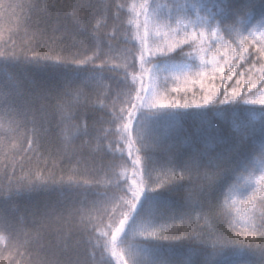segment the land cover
<instances>
[{
	"label": "trees",
	"instance_id": "1",
	"mask_svg": "<svg viewBox=\"0 0 264 264\" xmlns=\"http://www.w3.org/2000/svg\"><path fill=\"white\" fill-rule=\"evenodd\" d=\"M146 2L148 0H0L5 5L47 6V13L29 12L23 7L15 9V16L0 18V77H20L50 89L47 100L42 103L48 109L52 127L47 135L40 133L30 147L32 124H25L9 110L0 109V264H38L46 258L49 254L41 251L34 242L38 232L50 237L61 229L65 232L71 229L77 233V238L82 237L87 242L88 233L78 231L82 227V217L83 225H87L92 234L91 244H85L87 264H117L111 244L105 250V242L111 241V234L125 213L135 214L130 192L132 161L127 153V137L122 133L123 124L129 122L127 86L139 89L142 73L140 56L143 49L135 22L138 21L136 13L142 20ZM177 2L183 5L194 0ZM254 2L255 12L249 15L258 18L264 12V0ZM165 3L168 4L169 0ZM234 3H240V0H234ZM75 18L82 22L77 23ZM176 18L183 24L194 21L196 14ZM18 21L26 23L18 26ZM171 26L177 28L174 21ZM54 27L57 30L54 31ZM202 30L189 25L184 33L188 35ZM209 36L211 33L205 31L202 42L197 39L188 45H180L183 48L180 55L179 49H175L170 53L171 57H160L150 64L200 67L201 58L219 60L221 57L215 56L217 49L209 47ZM213 39L221 40V50L232 44L223 31ZM4 53L14 60L5 63ZM228 57H233L231 51ZM239 64L233 66L232 80H228L229 66H225L213 86L216 95L223 99L225 90L231 92L237 87V80H241L239 95L235 98L240 100V105L227 114L209 112L203 117V123L229 139L232 131L244 125L255 126L251 150L246 148L238 163L228 166V172L219 177L213 175L212 195L201 200L202 208L189 206L185 196L189 189L199 190L208 183L203 175L205 169L201 168L200 174L193 171L190 176L185 174L180 178L181 170L177 167L175 181L163 196L177 211L158 221L142 218L155 226L153 238H158L160 247L174 248L178 255L191 259L194 264L205 259L213 264H238L240 261L259 264V249L264 246V238L259 234L240 227L245 221L250 225L259 223L257 202L264 195V180L256 185L251 183L264 168V138L259 133L264 116L258 111L264 106L245 103L264 94V81L260 80L258 70L249 71L250 64L244 61ZM73 76L79 79L68 89L69 96L58 101L56 96ZM250 78L256 81L255 87H250ZM81 81H85L88 87L84 88ZM208 90H199L197 103L202 104V96ZM135 95L133 91V98ZM190 96L180 98L179 104L156 110L175 111L177 105L187 102L190 108L181 107L180 111L194 112ZM36 106L40 107V103ZM122 109L123 118L118 119ZM162 119L166 120L168 116ZM201 123V118L195 115L175 117V126L182 129L178 138L185 141L186 149L191 150L189 146L198 142ZM85 126L89 129V136L80 134ZM139 148L133 134L131 150H136L141 157L143 174V152L138 151ZM223 148L224 145L217 144L214 150L221 152ZM186 154L182 152L181 155ZM30 181L46 187L10 200L6 198L9 190L15 191ZM117 183L121 184L123 191L116 189ZM210 206L213 207L211 213ZM221 208L228 215H224ZM5 218L14 225L11 233L3 228ZM194 235L206 240L215 239V249L211 244L201 245L189 239ZM176 236L182 239L174 240ZM115 251L121 255L116 248Z\"/></svg>",
	"mask_w": 264,
	"mask_h": 264
},
{
	"label": "snow or ice",
	"instance_id": "2",
	"mask_svg": "<svg viewBox=\"0 0 264 264\" xmlns=\"http://www.w3.org/2000/svg\"><path fill=\"white\" fill-rule=\"evenodd\" d=\"M23 7H27L29 12L39 11L47 13L48 11L47 6L40 8L38 4L25 6L0 3V18L15 16V9ZM145 7H150V5ZM157 8L158 11H156L152 19L160 26L170 27L174 21L180 31L187 32L189 25L193 28L203 29L199 32L190 33L176 41L168 47L167 52L163 48H159L160 55L158 57H171L172 54L170 53H173L174 49H179L180 55L183 52V48H180V45H188L189 41L195 42L197 39L202 42L205 38V31H207L211 33V36L208 37L211 41L209 47H215L217 49L215 56H219L221 59L216 60L214 58L212 61H208L201 58L198 71L200 77L215 80L218 74L224 72L225 66H229L230 74L228 80H232L233 74H235V67L233 66H240L239 62L244 61L246 64H250L249 71L258 70L261 73L260 80L264 81V12L260 13L258 18L250 17L249 14L255 12L254 0H240V3H234V0H194L193 3L183 5L178 3L177 0H169L168 4L159 5ZM165 9H167L166 14ZM202 12L205 14L204 16L200 15ZM192 13L196 14V19L188 23L182 24V21L176 18ZM75 20L77 23L82 22L79 18H75ZM19 23H26V21H18V26ZM56 23L59 22L57 21ZM147 23L148 20L146 18L145 27H147ZM53 30L57 29L54 27ZM220 31H223L228 39L232 40V44L223 46L222 50L220 47L221 40L213 39V37L218 36ZM174 32L179 35L178 31L174 30ZM257 32L260 33L258 36L256 35ZM157 35H160L159 31ZM233 44L236 47H233ZM229 51L233 53L231 59L228 57ZM158 57H156V60ZM3 59L5 63H9L14 60V57L4 53ZM140 59L144 60L143 52ZM209 64H211V67H209ZM257 65L259 66L258 68ZM156 70L161 72L185 71L168 70L157 64ZM241 75L243 74L241 73ZM78 79L75 76L68 79L56 99L59 101L64 97H68V89ZM241 82V80H237V87L233 88L231 92L226 89L223 99L216 95V88L213 86L202 96V104L197 103L195 99L193 100L194 112L180 111L181 107L185 110L190 108L187 102L182 106L177 105L175 111H153L159 101L153 99L156 93L152 87L146 86L143 82L139 89L127 86L128 99L126 103L130 105L128 109L129 122L123 124L122 135H126L131 146L132 137L135 134L136 143L140 144L138 151L143 152V175L145 179L143 187L132 192L135 202L131 204V208L135 214L125 213L124 219L119 221V227L111 234V241L105 242V250L111 244L112 255L117 257V264H194L191 259H185L178 255L174 248L164 249L160 247L158 238H153L151 234L145 235L142 241L136 243L129 240L128 237L131 232L133 238H135L134 226L137 220L149 217L153 221H158L166 215L174 214L177 211L173 204L163 199L164 193L169 190V186L175 181L177 167L181 170L180 178H183L185 174L190 176L193 171L200 174V169H205L203 175L208 180V183L202 185L199 190L195 188L189 189L185 196L189 206L202 208L201 200L212 195L215 184L212 178L213 175L219 177L223 173L228 172V166L238 163V158L246 148L249 151L251 150L250 142L256 133L255 126L244 125L232 131L229 139L223 133H217L215 129L203 123V117L207 116L209 112L227 114L238 108L236 106L240 105V100L235 98L239 95ZM248 83L250 87L256 86V81L251 78ZM81 84L84 88L88 87L85 81H81ZM133 91L136 93L134 98L132 96ZM50 92V89H45L39 83H29L20 77H0V109L9 110L25 124H32L31 131L33 136L29 137L30 147L36 142V138H38L40 133L47 135L52 130L50 114L46 105L42 103L47 100ZM249 95L253 94L249 92ZM136 101H139V103ZM213 101H215V104ZM37 103H40V107L36 106ZM172 103L175 104L176 102L173 101ZM245 103L264 106V94L259 99H249ZM123 111L122 109L121 116L117 117L118 119L123 118ZM258 111L264 116V107H261ZM186 115H195L202 120L201 127L198 129L200 133L198 142L189 146L191 150L186 149L185 141L178 138L182 129L175 126V117L183 118ZM165 116H168V119H162ZM132 121H135V123L133 124ZM165 122H167L166 126ZM45 124H48L49 127L45 128ZM76 127L79 128V124ZM259 133L264 138V120L259 126ZM80 134L89 136L88 127L85 126ZM201 144H203V147H201ZM217 144L224 145L223 151L216 152L214 150ZM262 151H264V148H262ZM182 152L187 154L182 156ZM140 162V156H137L133 161L136 164ZM213 170L215 171L213 172ZM153 173H156L155 178ZM37 179H39V175H37ZM44 187L46 185L30 181L15 191L9 190L6 193V198L10 200L14 196H21ZM115 187L118 191H123L120 183H117ZM60 191H64L63 186H61ZM257 208L259 210V223L250 225L245 221L240 227L250 228L251 231L264 238V195L257 202ZM212 211L213 207L210 206L209 213ZM220 211L224 215H228L225 209L221 208ZM2 223L4 230L10 233L13 231L14 225L7 218ZM78 231L87 232L89 240L85 242L82 237L77 238V233L71 229L67 232L61 229L50 237L38 232L34 242L39 245L41 251L49 254L46 258L41 259L38 264H87L85 244H91L92 234L87 225H83V217L82 227ZM119 233H123L119 237V245L123 246L121 249L122 255H117L115 251ZM173 239L180 240L182 237L176 236ZM189 239L201 245L211 244L213 249H215L217 243L215 239L206 240L199 235L190 236ZM96 247H99V245H96ZM149 249L151 250L150 252ZM259 253L261 257L259 264H264V246L260 247ZM106 264H110V262H106ZM200 264H213V262L205 259ZM238 264H245V262L240 261Z\"/></svg>",
	"mask_w": 264,
	"mask_h": 264
},
{
	"label": "rangeland",
	"instance_id": "3",
	"mask_svg": "<svg viewBox=\"0 0 264 264\" xmlns=\"http://www.w3.org/2000/svg\"><path fill=\"white\" fill-rule=\"evenodd\" d=\"M166 1L167 0H148V2H146L143 6L144 11L141 17L142 20H140V15L136 13V15H138V21L135 22L136 28L140 30V34L138 35V37L141 41L144 53V60H141L142 73H140L139 76V88L141 83L143 82L146 86L152 87L154 89L156 95L153 97V99L159 101L157 103L156 109L173 105V101L176 102L175 105L179 104V99H185L187 96H189V94L191 95L190 97L192 98V100H198L197 95L199 90L203 91L205 88L211 89L214 85V80H211L209 78H202L198 75L200 67H187L184 65L175 64H157L158 66H163L168 70H185L183 72H161L156 70V64H150V62L155 60L156 57L160 55L159 48H163L164 51L167 52V49L170 45L186 36L184 31H180L178 28L173 26L167 28L162 27L161 29V26L152 19L153 15L156 13V11H158L157 6L165 5ZM146 5H150V7H145ZM146 18L148 20L147 27H145ZM174 30L178 31L179 35H176ZM158 31L160 35H157ZM259 34V32L256 33L257 36ZM191 42L192 41H189V43ZM153 53H155V55H153ZM209 67H211V64H209ZM161 105H163V107H161ZM127 153L128 155H130L132 161V169L129 172L131 176L130 192L132 194L133 191H136L143 187L144 178L140 163H133L135 158L138 156L137 151H132L131 146L127 144ZM262 180H264V168L261 170L260 175L257 178L253 179L251 183H254V185H256ZM134 202L135 201L132 196L131 204ZM118 227L119 224L117 228ZM134 231L135 238H133L130 232L128 239L136 243L142 241L145 235L151 234V236L153 237L155 233V226L146 220L139 219L134 226ZM122 235L123 233L118 234V241L116 246V250L119 251L121 255V249L123 246L119 245V237Z\"/></svg>",
	"mask_w": 264,
	"mask_h": 264
}]
</instances>
